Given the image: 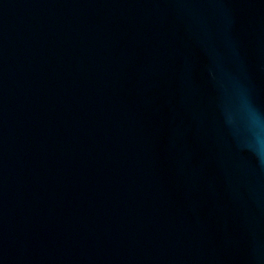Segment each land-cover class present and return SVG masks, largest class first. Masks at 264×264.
I'll return each instance as SVG.
<instances>
[{
    "label": "water",
    "instance_id": "95a60500",
    "mask_svg": "<svg viewBox=\"0 0 264 264\" xmlns=\"http://www.w3.org/2000/svg\"><path fill=\"white\" fill-rule=\"evenodd\" d=\"M0 264H264V0H0Z\"/></svg>",
    "mask_w": 264,
    "mask_h": 264
}]
</instances>
